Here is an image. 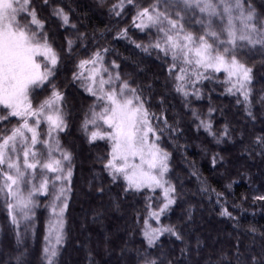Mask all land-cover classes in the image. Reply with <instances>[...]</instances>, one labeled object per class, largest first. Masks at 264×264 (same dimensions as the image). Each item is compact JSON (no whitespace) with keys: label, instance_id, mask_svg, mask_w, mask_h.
<instances>
[{"label":"trees","instance_id":"1","mask_svg":"<svg viewBox=\"0 0 264 264\" xmlns=\"http://www.w3.org/2000/svg\"><path fill=\"white\" fill-rule=\"evenodd\" d=\"M238 1L258 39L224 53L247 73L243 92L221 70H185L156 46L154 32L134 26L163 0H27L56 60L46 81L29 88L28 104L34 110L61 97L69 193L63 238L49 261L47 199L30 228L16 229L0 204V264H264V0ZM197 19L189 14L185 28L199 33ZM97 55L136 97L166 156L172 203L153 238L146 227L161 192L130 188L108 167L111 142L91 138L85 126L96 99L80 72ZM22 122L0 109V145Z\"/></svg>","mask_w":264,"mask_h":264},{"label":"rangeland","instance_id":"2","mask_svg":"<svg viewBox=\"0 0 264 264\" xmlns=\"http://www.w3.org/2000/svg\"><path fill=\"white\" fill-rule=\"evenodd\" d=\"M191 13L198 15L199 33L184 26ZM134 26L154 32L156 46L180 60L185 70H221L232 88L245 91L246 71L224 56L239 42L258 41L238 0H163L141 12ZM42 29L27 0H0V109L23 119L0 145V204L16 229L30 228L40 199H47L43 254L49 261L63 238L70 170L58 141L64 128L61 97L53 95L34 110L28 104L29 88L46 81L56 61L40 36ZM80 75L96 99L85 126L92 127L91 138L111 142L109 169L120 172L130 188L161 192L163 202L146 227V236L153 238L155 221L172 203L165 153L155 145L136 97L108 71L101 55L84 62Z\"/></svg>","mask_w":264,"mask_h":264}]
</instances>
